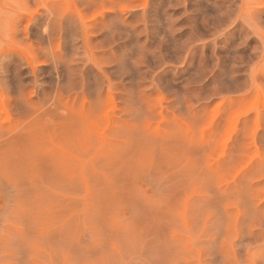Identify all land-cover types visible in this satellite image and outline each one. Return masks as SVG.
Here are the masks:
<instances>
[{
  "label": "rangeland",
  "instance_id": "rangeland-1",
  "mask_svg": "<svg viewBox=\"0 0 264 264\" xmlns=\"http://www.w3.org/2000/svg\"><path fill=\"white\" fill-rule=\"evenodd\" d=\"M0 264H264V0H0Z\"/></svg>",
  "mask_w": 264,
  "mask_h": 264
}]
</instances>
